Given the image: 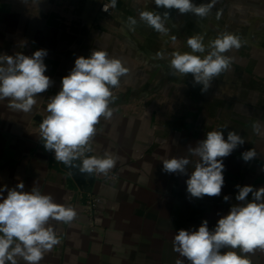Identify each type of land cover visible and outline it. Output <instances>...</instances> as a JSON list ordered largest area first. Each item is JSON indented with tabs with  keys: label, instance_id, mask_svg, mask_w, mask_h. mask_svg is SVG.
Returning <instances> with one entry per match:
<instances>
[{
	"label": "crops",
	"instance_id": "0c3cea01",
	"mask_svg": "<svg viewBox=\"0 0 264 264\" xmlns=\"http://www.w3.org/2000/svg\"><path fill=\"white\" fill-rule=\"evenodd\" d=\"M192 2L199 6L211 0ZM105 4L109 13L101 11ZM143 10L169 13L167 35L140 20ZM129 16L137 20L134 30L126 24ZM225 31L240 36L242 46L225 53L232 64L206 92L191 73L173 75L171 53L190 52L189 37L204 36L206 51L197 53L203 56L211 50L209 41ZM40 49L48 52L49 89L38 94L28 113L0 101V188L23 183V191H31L36 186L77 211L70 224L51 222L61 243L40 264H175L184 259L173 250L180 229L198 230L207 220L212 231L240 203L237 185L264 187V0H216L203 19L157 7L154 0H117L114 8L111 0H0V55L31 56ZM94 50L107 51L129 69L113 89V117L101 118L90 142L93 152H85L117 155L114 181L67 173L50 159L38 128L75 59ZM219 129L225 139L235 131L245 142L221 158L220 196L191 197L186 181L199 158L189 149ZM251 149L257 155L245 161L242 153ZM173 157L191 161L187 174L163 171V160ZM89 196L101 201L93 211L86 205ZM247 200L252 201L251 193ZM247 258L264 264V250ZM17 264L26 262L17 258Z\"/></svg>",
	"mask_w": 264,
	"mask_h": 264
},
{
	"label": "clouds",
	"instance_id": "9594fccd",
	"mask_svg": "<svg viewBox=\"0 0 264 264\" xmlns=\"http://www.w3.org/2000/svg\"><path fill=\"white\" fill-rule=\"evenodd\" d=\"M154 3L157 7L177 9L181 14L190 12L203 19L216 0L199 6L192 0H154ZM116 4L117 0H111L113 8ZM219 15L217 13V18ZM168 16L167 11L163 16L150 10L139 14L141 21L164 35L169 31L165 27ZM126 24L134 30L137 20L129 16ZM187 46L190 52L171 53L169 67L175 76L191 73L195 83L203 86L201 91L206 92L211 81L232 64V57L225 53L239 49L242 40L236 34L221 32L209 41L207 47L211 50L203 56L197 55L206 51L203 35L189 37ZM47 54V50L40 49L31 56L0 55V101L8 100V106L15 111L31 112L38 94L47 91L53 83L45 75ZM128 72L121 59L110 56L105 50H94L87 58L75 59L74 67L62 78L60 91L49 99L48 114L38 127L45 149L54 152L56 161L77 169L85 177L93 174L108 177L119 157L108 151L102 156L85 152H93L90 142L101 118L113 117L115 110L110 107L116 99L113 89ZM244 142L235 131H229L225 139L220 129L211 130L205 139L189 149L199 158L186 181L191 197L220 196L225 183L221 158L229 156ZM256 155V150L251 149L242 153V158L249 161ZM190 163L185 157L164 159L163 171L187 174ZM237 188L236 201L240 203L218 220L214 230L210 231L204 220L198 230L180 229L175 234L173 250L184 258L177 259L175 264H184L185 260L188 264H251L247 254L256 249L264 250V187L254 190L252 186L237 185ZM23 189V183L11 189L0 188V264H17V258L26 264H40L44 255L61 243L51 222L70 224L77 217L73 205L55 202L52 195L42 194L36 186L31 191ZM4 191H7L6 198ZM250 193L251 202L247 200ZM228 200L229 197L224 196V201Z\"/></svg>",
	"mask_w": 264,
	"mask_h": 264
},
{
	"label": "built area",
	"instance_id": "2783aa9c",
	"mask_svg": "<svg viewBox=\"0 0 264 264\" xmlns=\"http://www.w3.org/2000/svg\"><path fill=\"white\" fill-rule=\"evenodd\" d=\"M109 10L110 8L107 4L101 7L102 12L109 13L110 12ZM49 155L52 162L61 163L55 160L54 152L49 151ZM93 177L97 180H107V181H114L116 179L115 174H113L112 172L109 173L108 177L99 174H93ZM100 203L101 201L99 200V198L93 196H89L88 199L86 200V205L89 207V209H91V211L95 210Z\"/></svg>",
	"mask_w": 264,
	"mask_h": 264
},
{
	"label": "water",
	"instance_id": "95a60500",
	"mask_svg": "<svg viewBox=\"0 0 264 264\" xmlns=\"http://www.w3.org/2000/svg\"><path fill=\"white\" fill-rule=\"evenodd\" d=\"M61 167H62V168H63V170H65L67 173H70V174H72V175H73V177H74V176L78 177V175H80L79 171H78L77 169H75V168L68 167V166H65V165H63V164H62V166H61ZM90 177H92V178H93V175H92V176H90Z\"/></svg>",
	"mask_w": 264,
	"mask_h": 264
}]
</instances>
